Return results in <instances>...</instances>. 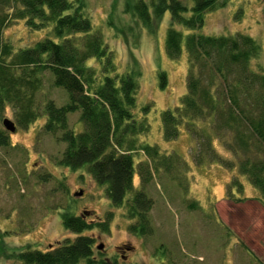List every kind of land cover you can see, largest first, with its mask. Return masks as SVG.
Segmentation results:
<instances>
[{
	"label": "trees",
	"instance_id": "trees-1",
	"mask_svg": "<svg viewBox=\"0 0 264 264\" xmlns=\"http://www.w3.org/2000/svg\"><path fill=\"white\" fill-rule=\"evenodd\" d=\"M192 1L190 7L181 0H133L131 5L125 4V9H131L151 33L153 22L168 10L165 53L169 59H176L182 46L186 52V93L179 106L162 111L163 139H176L184 125L193 141L194 162L217 161L226 169L235 168L258 189L264 205V72L251 65L260 57V45L240 32L218 36L196 32L203 26L204 13L223 7L228 0L219 4V0ZM188 11L190 15L184 16ZM17 20L34 30L51 25V36L12 51L3 29ZM174 25L191 32L183 38ZM91 59L97 66L86 65ZM45 70L50 73L52 85L67 92L68 100L63 105L46 98L37 106L40 74ZM133 72L119 71L114 65L112 51L102 33L93 29L84 0H0V113L10 105L17 125L24 128L43 113L45 121L40 131L65 144L58 164L72 170L84 167L95 183L105 186L111 207L123 206L127 218L134 220L128 224V232L145 237L153 231V200L144 186L154 170L163 168L175 178L179 176L173 174L174 166L185 164L177 154H161L156 145L140 139L149 131L145 118L149 107L142 108L143 115L136 112L139 84ZM159 77L160 87L164 88L165 72ZM75 112L81 123L78 131L68 118ZM198 122L206 125L213 136ZM215 138L234 156L233 160L216 154L212 148ZM7 144V136L0 131V146ZM138 151L149 161L134 160ZM135 175L139 189H134ZM231 183L241 187L235 179ZM187 206L194 208L197 204ZM110 217V211L101 219L88 209L78 214L63 210L59 214L61 225L75 234L73 238L63 239L47 250L29 245L11 247L1 240L0 253L22 264H123L100 251L94 256V238L83 233L93 228L108 231Z\"/></svg>",
	"mask_w": 264,
	"mask_h": 264
},
{
	"label": "rangeland",
	"instance_id": "rangeland-1",
	"mask_svg": "<svg viewBox=\"0 0 264 264\" xmlns=\"http://www.w3.org/2000/svg\"><path fill=\"white\" fill-rule=\"evenodd\" d=\"M132 1L84 0V4L93 29L102 33L118 70H138L133 72L139 84L136 112L143 115L142 108L149 107L145 114L149 131L140 139L156 145L161 154H177L185 164L174 166L172 172L179 176L175 178L163 172V168L154 170L144 186L153 200V231L145 237L130 234L127 226L134 220L127 218L123 206L111 207L105 186L95 183L84 167L72 170L58 164L65 144L40 131L45 121L43 113L24 128L17 125L13 108L5 105L0 113V131L8 140L7 146H0V241L11 247L29 245L47 250L75 236L61 225L60 212L78 214L88 209L101 219L111 212L108 231L93 228L83 232L94 238V256L100 251L123 264H264V205L258 189L235 168L226 169L217 161L196 164L192 158L193 141L184 125L176 139H163L161 113L179 106L186 93L187 56L183 46L176 59H169L165 53L169 11L153 22L151 33L131 9H125V4L131 5ZM181 2L187 7L193 4L192 0ZM189 15V11L184 14ZM203 21L196 32L215 36L240 32L252 37L260 45L261 53L251 65L264 72V0H228L223 7L205 12ZM174 27L183 38L191 32L182 25ZM50 36L51 25L34 30L23 20L11 22L3 29L12 51ZM94 60L86 65L97 66ZM98 65L100 69L102 65ZM160 72L166 74L164 88L160 87ZM40 78L37 106L46 98H53L58 106L67 102V92L52 85L48 71H43ZM3 118L14 121V132L4 128ZM68 118L76 131L81 129L78 112L68 114ZM198 125L203 126L200 122ZM203 127L213 136L206 125ZM212 145L220 158L234 159L218 139ZM134 154V160L137 157L149 161L142 152ZM233 179L240 183V188L231 183ZM138 181L135 175L134 189H139ZM80 190L82 193L78 194ZM191 202L197 206H187ZM99 244L102 248L97 249ZM0 264L22 263L0 253Z\"/></svg>",
	"mask_w": 264,
	"mask_h": 264
},
{
	"label": "water",
	"instance_id": "water-1",
	"mask_svg": "<svg viewBox=\"0 0 264 264\" xmlns=\"http://www.w3.org/2000/svg\"><path fill=\"white\" fill-rule=\"evenodd\" d=\"M2 124H3V126H4V128L6 129V130H8V131H10V132H14L15 130H16V125H15V123H14V121H12V120H10V119H8V118H3V120H2ZM82 192H81V190L78 192V194H81ZM100 248H102V244H99L98 246H97V249H100Z\"/></svg>",
	"mask_w": 264,
	"mask_h": 264
},
{
	"label": "flooded vegetation",
	"instance_id": "flooded-vegetation-1",
	"mask_svg": "<svg viewBox=\"0 0 264 264\" xmlns=\"http://www.w3.org/2000/svg\"><path fill=\"white\" fill-rule=\"evenodd\" d=\"M117 249H118V251H119V249H120V246H117Z\"/></svg>",
	"mask_w": 264,
	"mask_h": 264
}]
</instances>
